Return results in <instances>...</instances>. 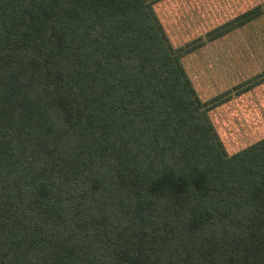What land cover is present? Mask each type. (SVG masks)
Wrapping results in <instances>:
<instances>
[{
    "label": "trees",
    "instance_id": "trees-1",
    "mask_svg": "<svg viewBox=\"0 0 264 264\" xmlns=\"http://www.w3.org/2000/svg\"><path fill=\"white\" fill-rule=\"evenodd\" d=\"M163 0H0V264H264V137L231 152ZM264 78V73L258 75Z\"/></svg>",
    "mask_w": 264,
    "mask_h": 264
},
{
    "label": "rangeland",
    "instance_id": "rangeland-1",
    "mask_svg": "<svg viewBox=\"0 0 264 264\" xmlns=\"http://www.w3.org/2000/svg\"><path fill=\"white\" fill-rule=\"evenodd\" d=\"M264 0H163L159 18L175 46L199 39ZM203 100L251 85L213 113L225 145L233 152L264 137V14L209 41L184 59ZM241 86V87H242Z\"/></svg>",
    "mask_w": 264,
    "mask_h": 264
}]
</instances>
